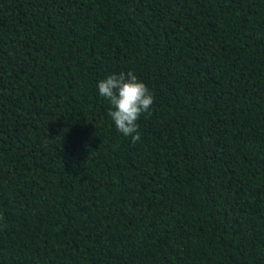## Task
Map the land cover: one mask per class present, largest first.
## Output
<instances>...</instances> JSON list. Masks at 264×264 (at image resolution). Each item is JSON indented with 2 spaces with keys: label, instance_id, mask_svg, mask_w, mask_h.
Returning <instances> with one entry per match:
<instances>
[{
  "label": "trees",
  "instance_id": "1",
  "mask_svg": "<svg viewBox=\"0 0 264 264\" xmlns=\"http://www.w3.org/2000/svg\"><path fill=\"white\" fill-rule=\"evenodd\" d=\"M0 264H264V0H0Z\"/></svg>",
  "mask_w": 264,
  "mask_h": 264
}]
</instances>
